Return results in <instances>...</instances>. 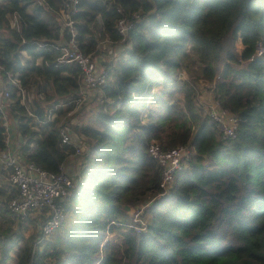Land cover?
<instances>
[{
  "label": "trees",
  "instance_id": "trees-1",
  "mask_svg": "<svg viewBox=\"0 0 264 264\" xmlns=\"http://www.w3.org/2000/svg\"><path fill=\"white\" fill-rule=\"evenodd\" d=\"M66 11L83 54L92 57L102 41L123 48L116 61H103L106 83L96 90L104 102L71 127L61 119L74 108L80 71L57 65L55 49L69 38L59 18ZM120 17L130 26L123 41L115 30ZM228 35L238 54L223 51ZM7 74L36 95L27 109L5 85L0 153L6 120L15 122L22 161L50 173L75 156L72 144H61L60 129L88 144L73 173L76 188L57 203L65 221L40 243L24 239L14 264H264V0H78L73 7L67 0H0L3 82ZM199 80L237 118L234 139L201 116ZM61 97L66 107L54 104ZM151 142L192 151L166 192L146 153ZM13 195L0 183V216ZM141 207L132 222L128 210ZM21 238L0 226V263Z\"/></svg>",
  "mask_w": 264,
  "mask_h": 264
},
{
  "label": "built area",
  "instance_id": "built-area-1",
  "mask_svg": "<svg viewBox=\"0 0 264 264\" xmlns=\"http://www.w3.org/2000/svg\"><path fill=\"white\" fill-rule=\"evenodd\" d=\"M78 0H67V3L73 7ZM61 22L64 29L69 34L66 43L55 47L59 50L60 57L57 58V65L74 64L80 71V91L76 95L75 103H81L85 95L102 87L106 83L105 73L97 71L96 62L91 55L83 54L76 41L73 22L68 11L60 12ZM11 28L17 27L15 16L8 18ZM129 25L123 17H120L115 23V30L123 41ZM37 49L46 46L44 43L34 42ZM262 49L257 45L255 56H260ZM15 77L6 75L5 82L0 78V110L3 108V100L9 96L8 88L11 86L17 96H22L19 81ZM22 103V101H21ZM56 105L48 109L47 119L51 121L54 118L53 110ZM206 118L217 132L224 139H234L237 135V118L226 109H221L213 101L208 108ZM61 144H72L73 155H78L82 145L74 143L67 129L63 127L59 130ZM191 148L188 145L177 146L172 149L162 150L155 142H151L146 149L147 156L160 167L159 189L166 192L171 185L173 176L176 172L188 168L191 159ZM0 164L6 172V180L11 187L14 195L8 201L6 207L8 212L20 219L27 217L32 212L47 210L44 220L40 225L39 234L41 238L50 236L61 224L63 215L57 203L63 202L68 198L75 187V175H66L62 168L57 173H50L32 163H24L21 157L16 153H6L1 155ZM142 207L132 213V222H137ZM108 236V235H107Z\"/></svg>",
  "mask_w": 264,
  "mask_h": 264
},
{
  "label": "rangeland",
  "instance_id": "rangeland-1",
  "mask_svg": "<svg viewBox=\"0 0 264 264\" xmlns=\"http://www.w3.org/2000/svg\"><path fill=\"white\" fill-rule=\"evenodd\" d=\"M59 18L61 19V16H59ZM96 47H97V50L94 49V51H92L91 53L93 55L92 56L93 59L95 61H97L98 68L100 69V71L104 70L103 61H105V62L116 61L120 55V51L122 48L121 45L118 43L116 45H112L111 43L106 42V41L99 42L96 45ZM238 47H239V45H237L233 42L231 35H228L226 37L225 41L223 42V51H231L235 54H238V50H239ZM94 52H95V54H94ZM222 56H224L223 52L221 53V57ZM24 57L26 58V56H24ZM95 58H97V60ZM240 66H242V64H240ZM182 78H185V76H182ZM195 86H196V91H197L196 97H195V104L199 108L201 116L205 117V119H206V117H207L206 114H207L208 108L211 104H213V100H212V97L210 94V87L207 84H205L203 81H200V80L196 82ZM35 95H36L35 89H24L23 88L22 96L20 97V99H21L23 105L27 109L29 108L30 101L32 100V98ZM39 95L40 94H37V96H39ZM98 95H99V92L97 90L90 92L88 95L86 94L85 99L81 103H75L74 108L70 111H67L66 114H64L65 116L64 115L62 116L61 121L63 122V120H64L66 122V123L65 122L64 123L70 125V127H71V126L79 123L81 119L82 120L88 119L90 117V115L95 110H97L102 105V103L104 102V101L100 100ZM54 104H58V105H60V107H66L68 105V103L63 101V97H61L60 99L55 101ZM51 105H52V103L48 104L46 107L48 108ZM71 138H72V141L74 143L82 145V143L79 142L74 135ZM83 142H84L83 143L84 147L83 146H82L83 148L81 147V151L79 152V154L71 157L72 161L70 163L71 164L73 162L74 163L72 165V169L70 167V171H68L69 173H76V171H77L76 168L80 167V163L82 162L81 154H84L85 149H86V145H88L86 141H83ZM63 170L66 171V168L64 167ZM75 184H76V181H75ZM75 188H76V185H75ZM5 209H7L6 205H5ZM60 210H61V208H60ZM133 212H132V210H128V216L127 217L128 218H129V216L131 217ZM44 217H45V215L42 213V211L30 213L27 216V218L24 220V222H19V221L13 219L12 216L9 213H7V211L4 212L2 214V216H0V221L3 223V224L0 223L1 228L8 226L11 228L12 231H15L16 233H18V235L20 237H22L19 240V243H17L14 246V248L10 250L9 258L0 264H14L16 252L19 248H21L24 239L33 240L34 242L36 241V243H40L42 241V240H40L39 229H40V224H41L42 220H44ZM65 219H66V216L63 215V222L65 221ZM105 237H107V235H105ZM47 238H44V240Z\"/></svg>",
  "mask_w": 264,
  "mask_h": 264
},
{
  "label": "crops",
  "instance_id": "crops-1",
  "mask_svg": "<svg viewBox=\"0 0 264 264\" xmlns=\"http://www.w3.org/2000/svg\"><path fill=\"white\" fill-rule=\"evenodd\" d=\"M122 49L123 48H121V50ZM2 103L3 104L5 103L4 100L2 101ZM5 129H6V143H5L4 150H2L0 153V157H1V155H4L6 153H16L18 151V146H19V137H18L17 132H16L15 122L12 120H6L5 121ZM62 166H61V168H63ZM64 167L66 168V171H67L68 169H70V167L72 169V164L69 162L68 165H65ZM0 183H2V184L7 183L6 172L3 170L1 164H0Z\"/></svg>",
  "mask_w": 264,
  "mask_h": 264
}]
</instances>
